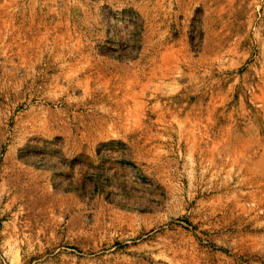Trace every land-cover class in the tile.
Here are the masks:
<instances>
[{"label": "rangeland", "instance_id": "rangeland-1", "mask_svg": "<svg viewBox=\"0 0 264 264\" xmlns=\"http://www.w3.org/2000/svg\"><path fill=\"white\" fill-rule=\"evenodd\" d=\"M0 264H264V0H0Z\"/></svg>", "mask_w": 264, "mask_h": 264}]
</instances>
